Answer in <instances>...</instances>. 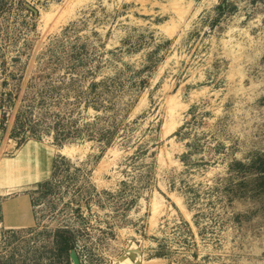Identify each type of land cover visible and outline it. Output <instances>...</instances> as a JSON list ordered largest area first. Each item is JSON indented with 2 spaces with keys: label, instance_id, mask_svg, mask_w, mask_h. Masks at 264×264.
Instances as JSON below:
<instances>
[{
  "label": "rangeland",
  "instance_id": "obj_1",
  "mask_svg": "<svg viewBox=\"0 0 264 264\" xmlns=\"http://www.w3.org/2000/svg\"><path fill=\"white\" fill-rule=\"evenodd\" d=\"M3 114L0 264H264V0H0Z\"/></svg>",
  "mask_w": 264,
  "mask_h": 264
},
{
  "label": "crops",
  "instance_id": "obj_2",
  "mask_svg": "<svg viewBox=\"0 0 264 264\" xmlns=\"http://www.w3.org/2000/svg\"><path fill=\"white\" fill-rule=\"evenodd\" d=\"M4 139L5 136L3 138L0 128V147L3 146ZM11 187V185L0 186V239L3 232L29 228L35 220L29 194H19L5 198Z\"/></svg>",
  "mask_w": 264,
  "mask_h": 264
},
{
  "label": "trees",
  "instance_id": "obj_3",
  "mask_svg": "<svg viewBox=\"0 0 264 264\" xmlns=\"http://www.w3.org/2000/svg\"><path fill=\"white\" fill-rule=\"evenodd\" d=\"M4 121H5V114L1 117L0 127L4 129ZM22 125V124H21ZM20 142L18 143L19 146ZM52 168H57L56 161H53ZM49 181L45 182L41 185L42 189L48 188ZM51 242L55 245V249L57 251V255L60 257L62 254H65L66 257L69 259L72 256V252L74 251V245L72 244V234L70 232H57L51 236ZM75 254V253H74ZM76 259L78 257L75 255Z\"/></svg>",
  "mask_w": 264,
  "mask_h": 264
},
{
  "label": "water",
  "instance_id": "obj_4",
  "mask_svg": "<svg viewBox=\"0 0 264 264\" xmlns=\"http://www.w3.org/2000/svg\"><path fill=\"white\" fill-rule=\"evenodd\" d=\"M71 259L73 260V264H79L78 260H77L76 257H75L74 252H72Z\"/></svg>",
  "mask_w": 264,
  "mask_h": 264
}]
</instances>
